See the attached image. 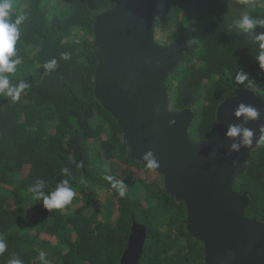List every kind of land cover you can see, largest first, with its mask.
<instances>
[{
    "label": "trees",
    "instance_id": "trees-1",
    "mask_svg": "<svg viewBox=\"0 0 264 264\" xmlns=\"http://www.w3.org/2000/svg\"><path fill=\"white\" fill-rule=\"evenodd\" d=\"M52 1L13 0V18L24 12L28 19L16 45L21 63L9 76L29 88L15 103L0 95V238L8 245L0 264L13 255L23 264H41V251L50 264H119L133 223L147 232L140 264H204V244L186 227V205L166 191L158 171L129 155L119 122L95 95L93 23L117 0ZM257 2L264 7V0H160L155 27L159 33L171 28L164 41H196L167 78L172 107L194 111V138L210 132L234 88L249 86L264 100V70L254 59L259 43L234 25ZM63 52L71 59L62 60ZM52 58L58 67L47 72L43 65ZM241 68L249 80L238 84ZM115 158L122 172L109 169ZM150 171L160 178L149 179ZM105 175L125 183L124 198ZM38 179L46 193L67 179L76 196L49 212L28 191ZM233 189L251 196L245 214L264 221V144L252 150Z\"/></svg>",
    "mask_w": 264,
    "mask_h": 264
},
{
    "label": "water",
    "instance_id": "water-1",
    "mask_svg": "<svg viewBox=\"0 0 264 264\" xmlns=\"http://www.w3.org/2000/svg\"><path fill=\"white\" fill-rule=\"evenodd\" d=\"M160 0H117L93 23L98 67L95 95L117 119L129 155L146 165L152 151L166 191L186 205V227L202 241L204 264H264V221L245 214L248 192L233 189L236 177L248 168V158L259 144L264 125V100L249 86H238L217 108L216 120L204 138H194L191 108L170 103L167 78L184 59L186 41L161 44L155 39V17ZM240 103L258 108V121L245 123L234 113ZM256 132L251 148L230 153L229 124ZM217 155L213 157L212 153ZM239 161L234 166L233 161ZM147 232L133 223L119 264H140Z\"/></svg>",
    "mask_w": 264,
    "mask_h": 264
},
{
    "label": "clouds",
    "instance_id": "clouds-1",
    "mask_svg": "<svg viewBox=\"0 0 264 264\" xmlns=\"http://www.w3.org/2000/svg\"><path fill=\"white\" fill-rule=\"evenodd\" d=\"M14 8L15 5L13 0H0V95L9 97L13 103L18 102L25 89L29 88V84L26 83L25 80H20L19 83L14 84L10 81L9 76V74L16 72L17 66L21 63V58L17 55L16 45L22 37V26L28 19V14L24 12H17L13 18ZM234 25L243 33L252 35L255 41L259 43V52L254 59L258 62L260 69L264 70V31H257L258 28L264 29V18L244 12L240 15L239 19L234 21ZM170 30L171 28H167L162 33H159L155 27V39L161 44H170L173 41H177L178 39L164 41V37L169 36ZM178 41L187 42V40ZM187 43L190 47L192 44L196 43V41L190 40ZM60 58L65 61L70 60L71 53L63 52L60 54ZM57 67L58 61L56 58H52L43 65V68L47 72L55 71ZM235 80L238 84H243L244 81L249 80V74L244 72L243 68H241L235 75ZM234 115L237 118L243 117L244 122L247 123L250 121H258L262 113L253 105L240 103ZM259 132L260 137L257 143L264 144V125L260 127ZM225 135L228 139L233 141L229 146V152L239 153L241 149L252 147L256 132L251 128L233 123L228 125ZM212 155L215 157L217 153L213 152ZM143 160L146 162L145 164L148 168L159 166L152 151L146 152L143 156ZM238 164L239 161H233L234 166ZM79 166L82 165H78V167ZM62 171L64 174H69L67 168L62 169ZM103 178L111 183V187L118 192L120 198L126 196V185L122 180H117L112 175H105ZM45 188V181L43 179H38L33 185L29 186L28 191L33 194L34 199L42 201L43 207L49 212L53 209L65 208L67 205L71 204L73 198L76 196L75 189L70 186L67 179L60 181L56 185L54 191L46 193ZM7 249L8 245L6 240L0 238V255L5 253ZM37 259L41 264H50L47 259V254L43 251L39 253ZM8 264H23V261L13 255V258L8 261Z\"/></svg>",
    "mask_w": 264,
    "mask_h": 264
},
{
    "label": "rangeland",
    "instance_id": "rangeland-1",
    "mask_svg": "<svg viewBox=\"0 0 264 264\" xmlns=\"http://www.w3.org/2000/svg\"><path fill=\"white\" fill-rule=\"evenodd\" d=\"M255 1H259V0H255ZM56 2H57L56 0H53L52 1V4L53 5H56ZM257 4L259 6L244 8L243 9V13L244 12H248L249 14L254 15V11L253 10H255L257 8H260L262 10L264 9L263 5H260L259 2H257ZM256 14H259L260 17L264 18V10L262 12L256 13ZM108 166H109V169H111L113 171L122 172V169H124L123 166L119 163V161H118L117 158H115L114 160L109 161L108 162ZM152 173H153L152 171L148 172L147 175H148L149 179H159L160 178L158 174H152ZM127 174H128V171H124V174L123 175L125 177L128 176ZM100 199L103 201L105 198L104 197H100ZM107 203H108V199H106L104 202H102L101 204H99L98 207L101 208L102 210H104L105 207L108 205Z\"/></svg>",
    "mask_w": 264,
    "mask_h": 264
}]
</instances>
